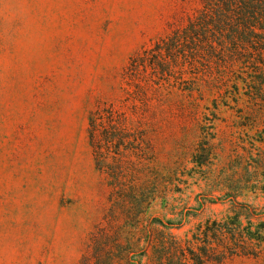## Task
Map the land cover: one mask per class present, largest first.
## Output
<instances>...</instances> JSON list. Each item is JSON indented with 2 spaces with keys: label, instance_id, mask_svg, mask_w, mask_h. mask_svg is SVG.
Returning <instances> with one entry per match:
<instances>
[{
  "label": "rangeland",
  "instance_id": "1",
  "mask_svg": "<svg viewBox=\"0 0 264 264\" xmlns=\"http://www.w3.org/2000/svg\"><path fill=\"white\" fill-rule=\"evenodd\" d=\"M192 6L0 0V264H81L111 206L89 115L120 104L130 59ZM204 77L191 96L168 87L145 112L128 113L147 152L125 165V182L150 191V212L180 223L172 231L181 239L246 210L264 219V72ZM225 264H264V253Z\"/></svg>",
  "mask_w": 264,
  "mask_h": 264
},
{
  "label": "trees",
  "instance_id": "2",
  "mask_svg": "<svg viewBox=\"0 0 264 264\" xmlns=\"http://www.w3.org/2000/svg\"><path fill=\"white\" fill-rule=\"evenodd\" d=\"M192 1L165 36L130 59L120 104H100L89 115L88 138L96 168L107 179L111 206L90 234L81 264H225L264 253V219L254 221L255 213L207 220L181 239L172 231L180 223L150 212L149 190L124 179L125 165L144 162L147 152L129 111L145 112L168 87L191 96L214 70L254 66L256 74L264 72V0Z\"/></svg>",
  "mask_w": 264,
  "mask_h": 264
}]
</instances>
